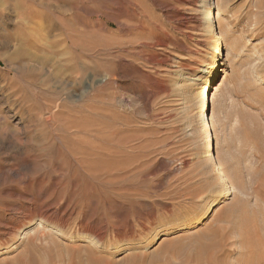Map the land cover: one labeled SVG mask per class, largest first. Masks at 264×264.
Instances as JSON below:
<instances>
[{"label": "rangeland", "instance_id": "rangeland-1", "mask_svg": "<svg viewBox=\"0 0 264 264\" xmlns=\"http://www.w3.org/2000/svg\"><path fill=\"white\" fill-rule=\"evenodd\" d=\"M205 1L0 0V231L21 227L0 235V264H89L91 249L102 264H206L195 236L256 206L264 0H209L214 161L194 98L214 38Z\"/></svg>", "mask_w": 264, "mask_h": 264}, {"label": "bare ground", "instance_id": "bare-ground-1", "mask_svg": "<svg viewBox=\"0 0 264 264\" xmlns=\"http://www.w3.org/2000/svg\"><path fill=\"white\" fill-rule=\"evenodd\" d=\"M218 14L219 12L217 8H214L209 0H206L204 4H202L200 21L206 26L208 32L211 33L214 38L211 52V61L203 70L202 74L196 79L197 83L195 86L196 90L194 97L196 100V109L198 112V117L200 119V122L202 123L204 131L203 133L205 134L204 155L206 158L213 161L214 148L213 138L210 133V128L212 126L209 117L210 91L213 89V82L219 76V67L221 65V60L223 59V44L220 35L216 32L217 27L215 25V18ZM255 136H253V138H255ZM251 188H253L255 194L254 196L257 198V201L256 199H254V201H256L255 207L247 210V204H245L244 206V203L242 202L244 200H242L241 202L239 201L243 198L237 199L240 203L243 204L245 208H238L237 205H239L240 203H234L237 204L236 207L231 206L225 211H223L222 214H220V216L223 217L221 219L224 223L220 228L221 230L206 229V231L199 233L195 236L198 248L200 249V255H202L201 258L206 264H227L228 254L233 252L235 244H237V247H239V249L241 250L239 251V255H237L238 257H235V262H228L229 264H264V175L263 177H260L259 179L253 181ZM215 201L216 199H214L208 205L207 212L210 213L215 210L217 206V204L214 203ZM198 212H200V210ZM33 214L35 217H39L42 221H52L49 220L52 216L46 211L38 210L35 211ZM184 221L185 222H183L179 227V230L181 231L191 227L192 225H195V223L198 222L197 219L194 220L193 218H189ZM5 229L10 231H0V235L2 236V238L6 237V235H9L11 232H13L14 235H18V231L19 229H21V227L19 224L15 228H13L12 226L8 228L6 227ZM218 230L220 232L221 237L219 236ZM86 231H89V238L94 235V238L95 240H97V243H101L100 241L102 240V231H100L99 229L96 230L92 226H89V230ZM5 242L0 241V249L6 247L4 246ZM212 250H216L213 256L211 254ZM93 252L94 251L92 249L89 250V264H102L103 260L98 256H95ZM17 258L18 257H14L12 258V260H10L12 264H17ZM125 258L126 260L130 261L133 257L130 254V257L127 256ZM27 264H34V262L31 258H29L27 260ZM77 264L81 263L78 262Z\"/></svg>", "mask_w": 264, "mask_h": 264}]
</instances>
